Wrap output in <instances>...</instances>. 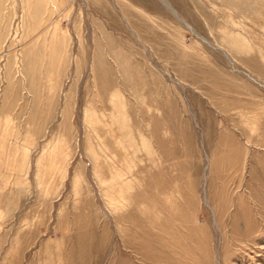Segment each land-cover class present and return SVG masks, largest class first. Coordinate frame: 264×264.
<instances>
[{"label":"rangeland","instance_id":"374dc122","mask_svg":"<svg viewBox=\"0 0 264 264\" xmlns=\"http://www.w3.org/2000/svg\"><path fill=\"white\" fill-rule=\"evenodd\" d=\"M0 0V264H264V0Z\"/></svg>","mask_w":264,"mask_h":264},{"label":"bare ground","instance_id":"6f19581e","mask_svg":"<svg viewBox=\"0 0 264 264\" xmlns=\"http://www.w3.org/2000/svg\"><path fill=\"white\" fill-rule=\"evenodd\" d=\"M160 1L174 16H176L178 19H180L178 12L174 9V7L172 6V4L170 3L169 0H160ZM180 20H182V19H180Z\"/></svg>","mask_w":264,"mask_h":264}]
</instances>
